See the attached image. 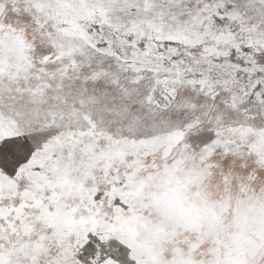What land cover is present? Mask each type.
Segmentation results:
<instances>
[{
	"label": "snow or ice",
	"instance_id": "snow-or-ice-1",
	"mask_svg": "<svg viewBox=\"0 0 264 264\" xmlns=\"http://www.w3.org/2000/svg\"><path fill=\"white\" fill-rule=\"evenodd\" d=\"M0 264H264V0H0Z\"/></svg>",
	"mask_w": 264,
	"mask_h": 264
}]
</instances>
